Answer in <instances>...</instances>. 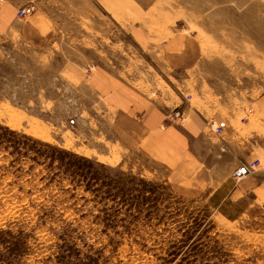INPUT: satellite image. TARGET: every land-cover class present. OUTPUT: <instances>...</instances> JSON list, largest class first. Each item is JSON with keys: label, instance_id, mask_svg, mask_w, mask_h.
I'll use <instances>...</instances> for the list:
<instances>
[{"label": "rangeland", "instance_id": "rangeland-1", "mask_svg": "<svg viewBox=\"0 0 264 264\" xmlns=\"http://www.w3.org/2000/svg\"><path fill=\"white\" fill-rule=\"evenodd\" d=\"M34 2L56 24L49 45L22 37L20 17L0 27V264H264V0H96L101 33L86 41L95 64L77 82L52 44L61 11L85 3ZM174 33L199 43L190 113L210 117L216 137L222 124L249 123L258 153L248 161L260 165L242 182L237 166L204 192L176 186L95 92L99 68L150 88L152 53ZM253 180L261 187L247 189Z\"/></svg>", "mask_w": 264, "mask_h": 264}, {"label": "crops", "instance_id": "crops-1", "mask_svg": "<svg viewBox=\"0 0 264 264\" xmlns=\"http://www.w3.org/2000/svg\"><path fill=\"white\" fill-rule=\"evenodd\" d=\"M34 1L5 0L0 6V27L9 30L19 19L20 9H31L28 17L21 18L20 35L36 46H42V42L49 45L50 36L56 35V24L44 10L40 13L32 7L37 5ZM95 1L80 0L85 3L80 9L61 11V44H52L54 51L60 46L61 51L67 52L69 60L64 64V70L68 68L70 78L76 82L82 80L83 69L88 72L89 66L95 64L93 61L88 63L90 57L86 55L90 48L86 41L93 40L95 33L99 36L102 28L101 10ZM108 48V61L117 63L116 51L113 49V55L112 46ZM157 55L152 53L150 58L155 63L154 76L152 74L155 80L150 88L123 83L119 74L103 68H99L91 82L95 92L103 95L116 112V127L143 148L150 158L170 168L176 179L173 184L186 191L204 192L213 179L216 182L220 172L252 162L248 160L258 153V148L253 145L256 140L253 141L248 133L249 123L242 125L235 120L234 124H222L223 132L216 137L208 126L210 117L195 111L190 113L192 108L184 98V90L197 86L202 71L197 39L174 33L160 45ZM152 92H156V97H152ZM176 109L188 116L187 121L190 120L186 124L168 121L167 116ZM246 120L248 122L249 118ZM260 187L254 180L247 184L250 190Z\"/></svg>", "mask_w": 264, "mask_h": 264}, {"label": "built area", "instance_id": "built-area-1", "mask_svg": "<svg viewBox=\"0 0 264 264\" xmlns=\"http://www.w3.org/2000/svg\"><path fill=\"white\" fill-rule=\"evenodd\" d=\"M4 1L5 0H0V3L4 2ZM18 12H19L18 16L20 18H26L30 15L31 9L23 8V9H20V11H18ZM167 117H168V121L170 123L177 122V121H183L186 119V117L184 116L183 112L180 109H176V110L172 111V113H170ZM213 127L215 128L214 125H213ZM214 132L216 134L223 132L222 127L221 126L216 127L214 129ZM259 165H260V161H258V160H254L250 163L241 164L240 166H238L235 169V171L232 174L234 181L235 182L237 181L239 183V182H242L245 179L249 178L251 176V174L255 173V171L259 167Z\"/></svg>", "mask_w": 264, "mask_h": 264}, {"label": "trees", "instance_id": "trees-1", "mask_svg": "<svg viewBox=\"0 0 264 264\" xmlns=\"http://www.w3.org/2000/svg\"><path fill=\"white\" fill-rule=\"evenodd\" d=\"M66 166H67V168H66L67 170L70 171V169H72V168H71V167H72L71 165L69 166V164H67ZM73 167H75V166H73Z\"/></svg>", "mask_w": 264, "mask_h": 264}]
</instances>
